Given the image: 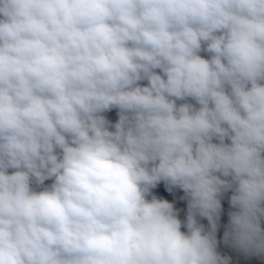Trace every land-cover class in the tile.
Returning a JSON list of instances; mask_svg holds the SVG:
<instances>
[{
	"label": "clouds",
	"instance_id": "clouds-1",
	"mask_svg": "<svg viewBox=\"0 0 264 264\" xmlns=\"http://www.w3.org/2000/svg\"><path fill=\"white\" fill-rule=\"evenodd\" d=\"M229 189L264 254V0H0V264H229Z\"/></svg>",
	"mask_w": 264,
	"mask_h": 264
},
{
	"label": "rangeland",
	"instance_id": "rangeland-1",
	"mask_svg": "<svg viewBox=\"0 0 264 264\" xmlns=\"http://www.w3.org/2000/svg\"><path fill=\"white\" fill-rule=\"evenodd\" d=\"M200 55L206 59L209 58V54H205L204 52H201ZM156 71L159 72L160 70L158 69ZM147 83L148 82L146 80L140 82V84L142 86H146ZM186 102L195 104V101L192 100L191 98H188L185 101L177 100V104L186 103ZM197 107H198V105H197ZM109 111H110V120L109 121L114 124L119 119L118 109H112ZM110 130H114V129H110ZM213 142L218 143V141H216L215 139ZM225 142L230 143V141H228V140H226ZM11 171H13V170L9 169V172H11ZM51 183H52V180H46L44 182V185L47 186V185H50ZM169 187L170 186L167 185L164 181L159 182L154 188L151 189L150 194L148 196V199H151L152 196H156L158 199H164V200H167L168 202L172 203L174 206V209L177 212L178 219H180L182 221L181 231H184L186 221H187V215H188L189 198L187 197V195L183 189H180L179 187H176V186H171L172 190L168 191ZM229 190H231V189H229ZM220 200H221V214H220V218H221V215L223 213L227 214L228 211L231 210L232 206L230 204V198L229 199H225V198L221 199L220 198ZM199 219H200V222L203 224L205 231H209L210 230V223L207 220V218L199 216ZM228 220H229L228 216L226 215L225 222H227ZM216 240H217V230H216ZM223 247H224V245H223ZM222 250L220 249L221 254L225 255L226 257H229V254L226 253V250L225 251H222ZM227 250L229 251V249H227ZM229 264H232V263L229 262Z\"/></svg>",
	"mask_w": 264,
	"mask_h": 264
},
{
	"label": "crops",
	"instance_id": "crops-1",
	"mask_svg": "<svg viewBox=\"0 0 264 264\" xmlns=\"http://www.w3.org/2000/svg\"><path fill=\"white\" fill-rule=\"evenodd\" d=\"M202 52H204V51H202ZM204 53L208 54L207 52H204ZM103 115L108 120H110V111L103 113ZM232 194H233L232 190H227L221 194L220 198L221 199H223V198L229 199V198H231ZM235 210L236 209H234L232 207L231 210L228 211L227 214L223 213L221 215V218H219L218 225H217V252L221 256L226 257L225 255L221 254L220 249L221 250L223 249L222 251L226 250V253L229 254V257H228L229 262L232 264H264V254L256 255V254H251V253H245L243 250L235 247L231 241H229L228 243H225L224 233H225V231H227V228H228V224H229V220H230L229 214ZM226 215L228 216V219H229L227 222H225ZM196 219H197V222L199 224L203 225L200 222L199 215H197ZM261 227L264 228V220L261 221ZM184 232H187L186 226L184 228ZM223 245H224V247H223ZM227 249H229V251Z\"/></svg>",
	"mask_w": 264,
	"mask_h": 264
}]
</instances>
